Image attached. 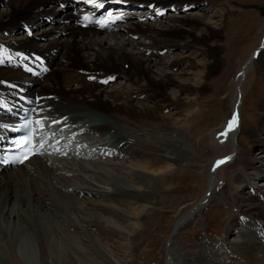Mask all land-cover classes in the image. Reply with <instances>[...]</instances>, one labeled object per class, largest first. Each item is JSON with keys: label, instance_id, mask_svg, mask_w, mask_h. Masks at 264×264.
<instances>
[{"label": "bare ground", "instance_id": "bare-ground-1", "mask_svg": "<svg viewBox=\"0 0 264 264\" xmlns=\"http://www.w3.org/2000/svg\"><path fill=\"white\" fill-rule=\"evenodd\" d=\"M179 1L183 0H98L103 5L110 4L103 7L98 15L103 17L108 9H112L114 13L123 12L126 19L128 12L115 9L124 7L128 10V6L138 7L139 4H153L154 15H157L156 8L164 10ZM54 2L69 9L68 13L50 19L51 14L47 9H52ZM80 2L2 0L6 8L0 10V60L4 61L0 65V80L9 83L0 84V103L9 105V109L0 108V125L9 124L13 112L26 106L36 107L34 100L30 103L20 97H43L40 107L46 114L55 118L63 115L68 119L61 125L46 123L44 128L38 130L44 139L40 154L31 156L14 168L0 165V264H124L116 258L111 245L93 230L102 228L110 233L123 234L127 240L134 242L137 221L128 219H137L146 209L158 203L155 194L163 188L161 173L172 166L194 164L200 158L178 128L156 136L158 130L152 129L151 125L139 130L137 126L132 127L131 122L122 121L120 116L145 121L170 118L169 114L157 112L161 102L137 100L134 103L132 97L141 92L148 93L146 98L151 100L164 95L168 97L165 85L172 77L163 69L155 72L152 66L156 61L151 62L155 50L165 47H189L197 51L207 59L202 66L203 73L211 76L218 61L215 49L208 43L215 37L213 21H204L201 16L190 14L174 15L172 21L198 26L201 34L196 37L172 22L163 21L162 24L153 25L143 24L142 18L138 22L126 20L128 22L120 30L132 38H120V42L112 32L100 36L99 30L118 28L119 21L123 19L104 27L82 26L78 20L80 16L98 8L86 5L82 0ZM149 18H153L152 14ZM41 19L49 22L48 28L28 36L26 27H38ZM57 21L63 23V30L54 26ZM18 28L25 29L23 33L26 35L16 37L14 33ZM260 34L258 46L233 76L228 104L231 115L224 117L211 135L210 144L216 150L227 147L225 156L229 159L215 168V161L225 156L212 157L209 161L205 189L189 210L178 215L166 243L164 264H172L176 259L175 233L213 195L214 178L220 166L235 160L240 162L243 169L251 166L264 176V150L257 156H250L238 147L237 139L241 87L247 72L264 53V26ZM135 35L142 41L134 40ZM37 38H44L45 41L38 44ZM19 52L25 55L20 56ZM33 54L42 59L34 61ZM182 57L178 55L172 59ZM160 60L157 59V62ZM184 60L191 62L190 57H184ZM261 62L264 63V60ZM24 65L33 71H26ZM39 67L47 68V71L42 74L38 72ZM90 76L94 79H88ZM108 76H121L124 88L104 91L101 81ZM131 85L135 86L134 90ZM194 90L196 94L203 91L199 86ZM169 97L179 99L175 93ZM198 98H192L189 102H198ZM233 113L236 120L234 126L228 128ZM183 121H180V125ZM64 124L68 127L65 128ZM138 149L155 156L163 166H154L150 161L138 159L128 160V165H124L122 159ZM47 150L53 155H48ZM61 156H67L68 160ZM248 174L251 173L237 179L241 190ZM134 176L147 178L148 184L136 181ZM80 193L88 197H81ZM120 196L127 198V208L108 201V198ZM240 200L236 207L238 212L245 218L259 221L264 227V193L257 191ZM106 215L112 217L115 226L100 220ZM246 220L237 217L229 222L228 228L239 226ZM246 231H236L241 236L230 245L222 243L218 252L214 250L215 247L201 249L192 256L187 255L185 260L190 264H264V233L262 238L247 237Z\"/></svg>", "mask_w": 264, "mask_h": 264}, {"label": "rangeland", "instance_id": "rangeland-1", "mask_svg": "<svg viewBox=\"0 0 264 264\" xmlns=\"http://www.w3.org/2000/svg\"><path fill=\"white\" fill-rule=\"evenodd\" d=\"M77 2L81 4V2ZM173 5L164 9L160 15H154V10L148 8L146 4H139L138 7L128 6V10H125L124 7L116 8L117 6H114L116 8L115 11L128 12L127 18L119 21L118 28L99 30L100 36H105L107 32H112L117 37L116 39L119 38L120 42L121 39L129 40L132 37L120 30V27H123L128 22L126 20L133 19L138 22L139 18H142L143 24L159 25L163 21L172 22L175 23L174 26L184 28L199 37L201 30L198 26H192L187 22H178L177 20L172 21L174 15L182 16L185 14L201 16L204 21L210 19L213 21L211 24L216 27L214 29V40L208 42L215 49L218 58L217 65L214 66L215 70L211 76L203 73L202 70V66L205 65L207 59L189 47L184 49H180L177 46L165 47L163 50H155L154 55L151 56V62L156 61L152 69L158 73L160 72L158 69H163L165 72H169L167 74L172 77L165 85L168 97L166 98L164 95L157 100H151L146 98L148 93L141 92L134 95L135 97H132V101L134 103L137 100L145 103L161 102V108L157 112L161 115L169 114V119L160 118L145 121L137 118L126 119L120 116L122 121L131 122L130 125L139 127V130L151 125L152 129L158 130L157 134H159L156 136L163 135L165 131L172 128H178L181 135L187 137L192 144L194 152L200 156L194 164L187 163L181 166H172L164 173H161V176L159 175L160 183L162 182L161 187L163 188L157 190L155 194L158 203L146 209L142 213L143 215L141 214L138 217L139 219H134L133 217L128 219L131 222L137 221L136 231L133 233L134 242L127 240V237L123 234L110 233L102 228L93 230L96 235H99L100 238L111 245L110 247L115 251L116 258L120 259V262L124 264L165 263L166 243L169 240L178 215L189 210L201 196L208 180V163L212 157L225 156L228 152L227 147L223 150L222 148L216 150L210 144L211 135L222 119L231 115L228 104L232 91L231 82L233 76L258 46L261 36L260 31L264 26V0H183ZM5 8V4L0 0V10ZM47 10L48 14H51V19L68 13L69 9L54 2L52 9ZM217 13L222 16L218 15L217 17ZM151 14L154 19L149 18ZM48 25L49 22H44L41 19L38 27H31V35H34L38 30L47 29ZM62 25L63 23L60 21L54 24L60 30H63ZM217 28L219 29L217 30ZM24 30L23 28H18L14 35L16 37L24 35ZM62 33L64 32L62 31ZM137 38H139L137 35L133 36L134 40L142 41V38ZM36 40L38 44L45 41L44 38H37ZM178 55L183 57L178 60L172 59ZM184 57H190L191 62L184 60ZM159 58L161 60L157 62ZM262 60H264V53L247 72L241 87L242 102L239 110L240 131L237 136L238 147L242 152L248 153L250 156H257L261 150H264V63L261 62ZM114 77L115 79L103 83L101 88L104 91L124 88L121 83V76ZM207 85L209 88H207ZM198 86L203 89L200 94H196L194 90V87ZM131 87L132 90L135 89L134 85H131ZM180 87L183 90H179ZM174 93L178 95V100H173L169 97ZM197 96L200 97L198 102H189ZM182 120L184 121L180 125ZM253 132H255L254 135L252 134ZM140 133L142 134L143 132L140 131ZM85 140L89 139L86 138ZM47 152L48 155H53L51 151L47 150ZM151 155L147 151L138 149V151L132 152L122 160H124V165H128V160L134 161L138 159L150 161L154 166H163L159 159ZM63 159L68 160V157L64 156ZM245 173L251 174L245 177L243 181L244 189L241 190V187H238L237 179L245 176ZM133 179L144 185L148 184L147 178L134 176ZM257 191L264 193V176L259 175L254 167L250 166L245 170L240 162H235V160H229L220 166L214 178L213 195L206 200L195 216L173 237L174 239L176 238L174 241L177 247L175 248L176 259L172 264H190L185 260V257L187 255L192 256V253L196 254L201 249L215 247L214 250L218 252V247L222 243L230 245L236 241L241 236L238 234L240 231L247 230L248 232H245L247 237L262 238L264 233L263 224L251 217H246V222L239 226L228 228L229 222L233 219L237 217L246 219L245 216L238 212L236 207H238L240 199L252 196ZM80 196L84 197L85 195L83 196L80 193ZM108 201L114 204L119 203L118 205L122 208L128 207V204H126L128 200L123 196H120V198L111 197L108 198ZM240 202H243V200H240ZM104 218L100 220H106L108 224L115 226L111 221L112 217L106 215ZM253 231L257 236L252 234Z\"/></svg>", "mask_w": 264, "mask_h": 264}, {"label": "snow or ice", "instance_id": "snow-or-ice-1", "mask_svg": "<svg viewBox=\"0 0 264 264\" xmlns=\"http://www.w3.org/2000/svg\"><path fill=\"white\" fill-rule=\"evenodd\" d=\"M82 2L86 5H91L94 6L95 8H102L104 5L101 2H98V0H82ZM121 2H126V0H121ZM147 7L149 8H153L154 5L153 4H149L147 5ZM185 8H187V6H185ZM164 10L160 9V8H156V13L157 15L162 14ZM125 14L123 12H119V13H114L112 9H108L106 11V13L104 14L103 17H101V20L96 21L97 24H100L101 27H104L106 25H108L111 22L117 21V20H122L124 19ZM87 18V17H85ZM101 21H103V23H101ZM26 32L31 35V29L26 27ZM2 47V46H0ZM18 55L20 56H24L25 54L23 52H19ZM9 59H11L9 57ZM32 59L34 61H40L42 58L38 55L33 54ZM4 63L3 60H0V65H2ZM24 69L26 71H33V69H31L28 65H24L23 66ZM44 71H47V68L44 69ZM88 79H94V77H88ZM115 79V77L113 76H108L107 79L102 80V83H107L110 80ZM9 82L4 81V80H0V84H8ZM12 87H16L15 85H12ZM20 99L23 100H27L28 102H32V100H34L36 102V107L33 109V112H35L37 114L36 119L34 121V123L39 127V128H44L46 126V123L48 124H55V125H61L65 120H67L68 118L60 115L59 118H55L53 116H51L50 114H46L44 109L40 107V105L43 103V97L40 96H35L32 98H28V97H20ZM0 108H4V109H9V105H7L6 103H0ZM236 120V114L233 113L232 114V118L228 121V128H231L234 126V121ZM29 121L25 120L21 123V127H28ZM65 128H67V124L63 125ZM0 127H4V128H9L10 125L5 123L0 125ZM227 130V129H226ZM221 135H223V133H221ZM32 136L31 132H26L24 136L20 137L18 139V142L13 144V147L19 149V148H23L25 147L28 142H29V138ZM37 137H38V133H37ZM40 149L39 148H34L33 150L27 151L25 154H21L19 160L21 163L29 160V158L33 155L39 154ZM229 158L227 156L218 159L215 161V164L213 165V167L215 168L217 165L224 163L225 161H227ZM243 219V218H242Z\"/></svg>", "mask_w": 264, "mask_h": 264}]
</instances>
